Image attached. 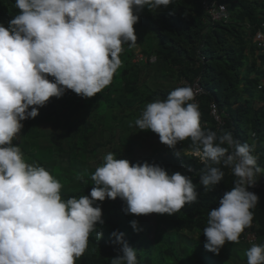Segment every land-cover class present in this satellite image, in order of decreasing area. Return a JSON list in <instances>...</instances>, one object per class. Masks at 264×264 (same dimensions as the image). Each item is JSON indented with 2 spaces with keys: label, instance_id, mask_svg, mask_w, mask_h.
<instances>
[{
  "label": "trees",
  "instance_id": "trees-1",
  "mask_svg": "<svg viewBox=\"0 0 264 264\" xmlns=\"http://www.w3.org/2000/svg\"><path fill=\"white\" fill-rule=\"evenodd\" d=\"M157 1L163 11L138 16L139 28L152 35L136 43L135 18L126 10L143 0H0V103L13 90L27 96L26 111L0 126V264H264V180L260 189L246 187L229 158L241 156L263 179L264 53L252 38L264 24V0L228 2L229 20L220 23L208 20L202 0ZM137 54L157 63L137 64ZM32 72L40 79L29 78ZM109 72H119L118 84ZM143 75L201 77L206 94L162 121L157 105L176 88L142 87ZM213 103L224 114L221 127L211 117ZM146 105L177 151L157 148L136 158L119 150L130 160L100 170L105 187H60L64 160L78 152L96 156L118 135L101 113L119 124ZM33 107L40 115H30ZM121 171L134 172L150 190L143 197L117 191ZM104 218L127 222L110 227L111 236L70 233L109 225ZM246 228L257 235L252 246L243 241Z\"/></svg>",
  "mask_w": 264,
  "mask_h": 264
},
{
  "label": "rangeland",
  "instance_id": "rangeland-1",
  "mask_svg": "<svg viewBox=\"0 0 264 264\" xmlns=\"http://www.w3.org/2000/svg\"><path fill=\"white\" fill-rule=\"evenodd\" d=\"M144 6H134V9H127L126 13L133 16L135 18V23L131 26V34L134 35L135 41L140 42L144 41L146 42V38L148 36H151V33H146L142 29L139 28V17L140 15H146V16H156L159 11L158 10V1L157 0H143ZM171 7V6H170ZM132 10H135L133 13ZM87 29L90 32H94L96 28L93 25H90L87 27L86 25L83 27ZM80 33L82 34V38H86L88 33L81 31V27L78 28ZM134 40H132L133 42ZM141 46L137 45V47H133V50L137 53L138 51H141ZM109 75L115 80V84L119 83V72H109ZM160 74V73H159ZM162 74V73H161ZM147 75V73L145 74ZM29 78L39 80L40 76L38 72H32L28 74ZM154 76V75H151ZM150 78V79H148ZM157 79V80H156ZM156 79H153L152 77H146L144 78L143 75V85H148L154 89L156 88H176L178 83L173 77H170L169 75L165 78L162 76L157 77ZM20 92H16V90L12 91L8 97H12L14 94L16 96L15 100L10 103H6L5 101L3 103H0V126L8 123L11 118L12 114H22L26 111L25 107H21V101L27 98V96H23ZM48 100V98H47ZM47 105L50 104V101H44ZM141 109V110H140ZM130 113V112H129ZM42 114V112H41ZM102 116L105 117L104 123L107 125H112L110 127H115V130L118 132L119 138L123 142L119 143L117 132L114 131V134L116 135V138L112 140V144L114 146H107L106 148H103L98 151L96 156H93L92 154L85 155L84 153H77L76 156L73 154L70 155V157L63 162V167L61 168V172L58 174L59 178V185L62 186L65 190L69 192L70 183H81L80 188L82 189L83 186H86L87 184H92L94 186H106V179L103 178V176L100 174V170L102 168H108L113 169L118 166V161L124 157L125 160L122 161V163L127 164L130 160L127 155V152H132L136 158H147L150 155L153 154L154 149L162 148L169 151H175L176 146L172 140L169 139L168 133L164 130L165 128H162V123L154 119L153 114L150 111V107L148 105L144 106V108L136 109L132 114V117L130 119L125 120L124 122H120L119 124H115V121L112 117H108V112L101 113ZM111 115H120V110H117L113 114L110 112ZM30 115L35 117L36 115H40L39 110H35L34 107L32 109V112H30ZM122 119V118H120ZM130 124L131 131L128 132L127 130H124L123 128L126 126H119L124 123ZM152 135L150 138L149 136ZM21 134L20 130L16 129V138L18 143L21 142ZM125 140L132 141V144L129 146ZM40 145L47 146L49 144L48 139L45 136H41L39 139ZM131 147L133 149L131 150ZM119 150L127 151L126 154L123 152L124 156H120L122 153L119 152ZM177 151V150H176ZM56 158H54L55 160ZM66 173V174H65ZM257 181L264 180L260 178V176H257ZM61 179V180H60ZM259 183V182H258ZM116 190H131L135 193H140L141 197L144 196L148 190H150V186L147 185L145 182H143L141 179H139L134 172L129 171H121L117 178V183L115 186ZM8 199V198H7ZM65 199V195H63L62 200ZM5 200L4 192L0 191V204H2ZM107 219L109 222L112 218H104ZM124 220V223H119L117 225L116 220L114 219V223L110 222L109 225L105 224L103 222L101 225L98 226V230L95 228H73L71 229L70 233L73 237H78L81 232H87L89 234H92L94 236H101L107 233L108 236H111L110 233V227L118 226L120 228H123L124 225L127 222V218H120V221ZM55 221L60 223H66L67 220L65 218L55 219ZM152 223V220H150ZM184 234L191 238H197L198 232H188L184 231ZM247 249H242L238 251V254L245 258L248 255ZM230 262V261H229ZM234 264V263H233ZM237 264H249L248 261L237 263Z\"/></svg>",
  "mask_w": 264,
  "mask_h": 264
},
{
  "label": "built area",
  "instance_id": "built-area-1",
  "mask_svg": "<svg viewBox=\"0 0 264 264\" xmlns=\"http://www.w3.org/2000/svg\"><path fill=\"white\" fill-rule=\"evenodd\" d=\"M232 1V0H227ZM203 7L207 18L214 22L220 23L229 20L227 5L219 2H211L210 0H203ZM249 31L252 30V26L248 25ZM253 43L258 49L264 51V24L253 37ZM156 57L148 58L142 54H138L135 59V63H150L154 64L156 62ZM108 66L112 65L109 60ZM206 94L204 87L201 84L200 78H195L194 80L183 78L178 84L176 93L171 97V100L159 103L157 105V110L160 113L162 120L167 119L170 115H179L183 113L186 106L191 103L192 106H198L200 104V99ZM177 97V98H176ZM178 99L177 102L174 99ZM211 117L216 121V123L221 127L224 125L223 112L219 110L218 106L213 103L210 106ZM231 150L233 151V144L229 142ZM231 160L235 162L238 167V172L240 174V179L242 183L249 188L260 189V181H257L256 173L250 168V166L245 162L241 156L231 155L229 156ZM259 182V183H258ZM244 241L247 244L253 245L257 243L256 233L246 228L244 232Z\"/></svg>",
  "mask_w": 264,
  "mask_h": 264
},
{
  "label": "clouds",
  "instance_id": "clouds-1",
  "mask_svg": "<svg viewBox=\"0 0 264 264\" xmlns=\"http://www.w3.org/2000/svg\"><path fill=\"white\" fill-rule=\"evenodd\" d=\"M210 1H211V0H210ZM232 1H233V0H232ZM232 1H229V2H232ZM202 2H203V0H202ZM216 2H219V1H216ZM219 3H222V2H219ZM223 4H226V5H227V9H228V1L226 0L225 2H223ZM228 15H229V14H228ZM208 20H209V19H208ZM209 21H210V20H209ZM211 22H212V21H211ZM226 22H227V21H226ZM248 25H249V24H248ZM248 25H247L246 28H248ZM252 29H253V28H252ZM247 31H248V32H251L252 30L249 31V30L247 29ZM257 31H258V30H257ZM256 33H257V32H256ZM256 33H255V34H256ZM80 34H81V33H80ZM255 34H254V35H255ZM254 35H253V37H254ZM81 36H82V34H81ZM252 42H253V38H252ZM253 44H254V43H253ZM254 46L257 48V46H256L255 44H254ZM257 50H258L259 53H264L263 50H260V49H258V48H257ZM137 55H138V54H137ZM137 55H136V56H137ZM153 57H155V56H153ZM151 58H152V57H151ZM135 59H136V58H135ZM156 59H157V58H156ZM134 62H135V60H134ZM155 63H157V60H156ZM137 64H139V63H137ZM145 64H146V63H145ZM109 67H110V66H109ZM197 78H200V79H201V77H197ZM182 79H183V78H182ZM182 79H181V80H182ZM186 79H187V78H186ZM181 80H180V81H181ZM180 81H179V83H180ZM179 83H178V84H179ZM201 84H202V83H201ZM177 87H178V85H177ZM177 87H176V91H177ZM260 89H261V87H260ZM13 91H14V90H13ZM11 92H12V91H11ZM11 92H10V93H11ZM16 92H17V90H16ZM10 93H8V94L6 95V97L3 99V102L5 101V102L8 104V103L12 102V100L14 101L15 97H13V96H14L15 94H14L12 97H8V95H9ZM175 93H176V92H175ZM175 93H174V94H175ZM16 96H17V95H16ZM172 96H173V95H172ZM176 98H177V97H176ZM176 98H175V99H176ZM175 99H174V101H175ZM169 100H171V99H169ZM166 101H168V100H166ZM163 102H165V101H163ZM188 103H189V102H188ZM189 104H191V103H189ZM159 115H160V114H159ZM161 120H162V119H161ZM165 120H166V119H165ZM162 121H164V120H162ZM190 154H193L195 157L200 158L202 162H206V160H207L206 155L203 154V153H190ZM245 162H246V161H245ZM246 163H247V162H246ZM247 164H248V163H247ZM250 168H251V167H250ZM251 169H252V168H251ZM252 170H253V169H252ZM253 171H254V170H253ZM257 240H258V239H257ZM243 241H244V236H243ZM244 242H245V241H244ZM245 243H246V242H245ZM246 244H247V243H246ZM255 244H256V243H255ZM247 245H250V244H247ZM253 245H254V244H253ZM250 246H252V245H250Z\"/></svg>",
  "mask_w": 264,
  "mask_h": 264
}]
</instances>
